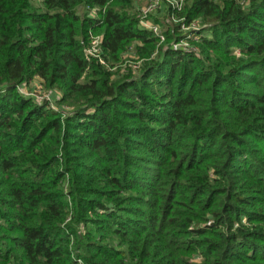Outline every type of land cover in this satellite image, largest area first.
<instances>
[{
  "label": "trees",
  "instance_id": "obj_1",
  "mask_svg": "<svg viewBox=\"0 0 264 264\" xmlns=\"http://www.w3.org/2000/svg\"><path fill=\"white\" fill-rule=\"evenodd\" d=\"M135 1L0 0V264H264V0Z\"/></svg>",
  "mask_w": 264,
  "mask_h": 264
},
{
  "label": "built area",
  "instance_id": "obj_2",
  "mask_svg": "<svg viewBox=\"0 0 264 264\" xmlns=\"http://www.w3.org/2000/svg\"><path fill=\"white\" fill-rule=\"evenodd\" d=\"M142 6H138V12L136 17L140 28L150 31L155 34L159 39V44L164 40L162 31L159 28V25L151 21V17L158 15L165 9H170L171 14L168 16V22L171 25H179L178 32L182 35V38L172 44L173 50H196L192 46L191 41H198L202 36L203 26L199 19L193 20L189 23H186L184 18H178L175 13L179 12L184 4L185 0H144ZM241 4H246V0H242ZM99 13L98 9H90L88 11V17L94 19ZM90 41L89 46L86 49L87 59H97L100 64L105 65L104 60L101 57V43L102 36H95L89 33ZM127 56L130 61L133 60V50L128 51ZM133 68H136L135 66ZM18 93L28 99L33 100L38 105H46L47 109L54 111L59 110L52 100V94L44 90L41 82L34 78L29 83H23L17 87ZM57 96V93L55 94ZM58 97V96H57Z\"/></svg>",
  "mask_w": 264,
  "mask_h": 264
},
{
  "label": "rangeland",
  "instance_id": "obj_3",
  "mask_svg": "<svg viewBox=\"0 0 264 264\" xmlns=\"http://www.w3.org/2000/svg\"><path fill=\"white\" fill-rule=\"evenodd\" d=\"M144 0H136L135 1V4L137 3V5L138 6H142L143 4H144ZM166 12V11H165ZM161 13V14H158V15H155L154 17L155 18H157L159 21H160V23H164V24H166L165 22H166V13ZM154 23V22H153ZM157 25H159V24H157ZM162 25V24H161ZM161 25H159V28H160V30L162 31V27H161ZM99 36H101V35H99ZM134 44L135 43H133V44H131V45H129L130 47L127 49V51H126V53L128 52V51H132L133 49H134ZM126 53H124L123 55H122V62H123V64L121 65V68H122V70L123 69H125L126 67H136V68H134V70H136L137 69V67L139 66V65H141V61H139V62H133V61H130L129 60V58H128V56H127V54ZM18 91V90H17Z\"/></svg>",
  "mask_w": 264,
  "mask_h": 264
}]
</instances>
